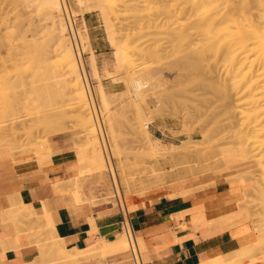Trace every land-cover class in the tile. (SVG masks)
<instances>
[{
    "label": "rangeland",
    "instance_id": "obj_1",
    "mask_svg": "<svg viewBox=\"0 0 264 264\" xmlns=\"http://www.w3.org/2000/svg\"><path fill=\"white\" fill-rule=\"evenodd\" d=\"M3 1L0 0V18H4L2 19L4 22L0 19V42L3 46H0V48L2 47L0 50V56H2V58L8 57L6 58V60L9 62H7L6 60L4 61L3 59L5 58L2 59L4 61L3 62L0 58V63H8L9 66H13L12 68L9 66L6 67L7 64H4L6 71L9 68L12 69V72L8 70L7 74L9 75L11 72L12 78H14V80L11 78L13 80V82L11 80L13 87H17L20 89L18 90L17 88H14L17 89L14 90L12 88L7 90L8 94L11 90V93L9 94V96H7H13L11 95L13 91H20L18 94L25 93L28 97L25 98L24 96L26 95L24 94V96L22 95V98L26 99L25 101H23L25 102L24 105H27V103L32 104H30L31 106L28 105L26 107L27 110H29L31 117L29 116V113L26 109L24 110V112L22 111L23 109L21 110L22 115L20 116L21 118L24 117V114L29 116V118H24H28L26 120L30 119L28 122V124H31L29 125L30 127L32 126V123H36L37 121V126L35 125V128L34 124L32 126V129L34 130V139H32V141H34L35 144L31 141L28 142L31 139L27 137V131L23 129V131H20L19 128L15 129L17 130L15 131V136H10L9 140L14 141L17 144L28 143L27 146H23V148L27 153L29 151L27 155L30 156L35 155V150L37 148H40L37 143H40L42 141L46 142L48 141L49 137L55 134L70 132L74 137V143L81 135V131L79 129L77 121L75 120V117H73V111L69 110V105V107L66 105L70 103V98L68 99V97H71V95L69 94L67 89V92H65L63 83L61 85L62 81L58 83V81H60V78L55 79L54 77L56 74H59L61 70L60 61L58 60L61 57H59V55H56V57L59 58H51L54 57V55L53 53L50 54L49 52V47L51 46L53 39L51 34L52 28L49 25L50 22L46 16L47 8H44L42 6V0H5L4 3ZM260 1L262 0H63L66 11L65 13L62 11L60 13H56L55 17L56 20H62L67 26L66 36L69 37L72 34L73 37L70 36L69 38L71 39V45L73 42L76 43L75 46L79 54V61L87 84V88L89 89L90 93L91 87L95 92V102L92 98V95L91 100L93 102L96 115L97 112L95 103L98 106L101 112L102 120L101 124L100 119L97 115V122L99 124L101 139L100 135L98 134H96L94 138L98 142V149H100L102 153L103 151L101 148L103 145L107 158L109 159V165L112 163L111 165H114L115 167L118 166L117 159L114 158L113 161H110L109 152L103 134L104 129V133L106 134L109 146L112 145L109 133V130L112 127L116 135V144L121 153L124 151L123 156L125 157H123L122 154L120 155V157H123L122 160L126 159L128 165L134 166L133 172L135 174L139 173V177L135 175V179L137 178L136 187L142 188V190L138 191L137 193L160 185L170 186L183 181H192L197 177L203 176L204 174H208L213 170L218 169L228 170L232 173H241L240 175L231 177V179H239L240 182L245 185L244 199L240 204L239 209L245 213L246 218L244 219L248 221L252 227L254 241L247 246H243L221 257L219 259L220 261L218 260L219 262H221V264H226V258L228 257L229 258L227 259V261L231 264L229 259L233 260L234 258L232 256L236 252L241 254L235 261H233L232 264H250L251 261H249V259L252 256L256 257L254 264H264V197L262 196L260 191L262 187V191H264V183L261 182L264 181V172L262 173V171L260 172L258 170L261 167H264V164H262L263 162L257 158H253L254 160L250 159L247 162H239L238 158H235V155L230 149L236 147L238 144L236 140H233L235 141V144H233V141H231L232 138L227 135L230 130V127L228 126L230 125L232 119H226L225 115L222 112L224 108L222 104L223 100L221 98V95H223L222 92L224 90H222V88L220 87L222 85V80L221 78L217 77V74L214 75L213 72L211 73L209 71V67H207L209 65H207L208 63H206L205 60L203 63L200 59H196L195 54L205 44L206 38L208 36L214 35V37L218 39L219 44V52L216 58L219 60L218 67L220 68V64H223L225 60L227 61L230 55L234 56L235 54H237L239 56V53H241V49L239 48V40L242 36H244L245 30H250L249 36L253 32H256V35L254 39H252L253 50L251 52L249 51L247 58L249 61L260 58L259 55L261 54L264 47V19H258L261 23L254 28L253 25H251V20L253 17L252 15H254L255 17L263 13L264 0L263 2ZM100 5L104 9L105 14L103 15H101L99 12ZM234 7L236 9H234ZM232 10L236 11L237 15L242 14L241 17L236 18L235 16L234 18V16H229V19L226 22H213V17H215L218 13H229V11ZM251 12L253 13L252 15H250ZM6 14H9V16H6ZM16 15H19L18 19L20 16L28 18L25 20L26 22L24 21V24L22 20H24L25 18L22 19V17V24L17 22V20L16 22L12 21L13 23H11V19L14 18L15 20V18H17ZM41 15L42 17H40ZM7 19L9 22H6ZM6 23H8L9 25ZM10 23L12 25H10ZM31 23L38 25L39 28L38 26L32 25ZM18 24H20L19 26H21L22 28L26 29L28 28L27 26H30L28 28L29 31L26 29H22L21 27L16 28ZM247 24L251 25V28L249 27L250 29L248 28ZM23 25L25 26L23 27ZM68 25L70 26L72 32H70ZM5 26H9L11 27V29L7 27L8 31H6ZM105 27H108L109 32ZM18 28L19 30H17ZM43 29H45V32L47 31V33H45ZM11 30H13L11 34L14 35L15 38L17 37L14 40H11L14 38L12 35L8 34L9 36H6L7 34H5V32L10 33ZM20 30H23V34ZM24 30L28 31V33H26L25 31V33L27 34H25L26 36L24 35ZM208 30L210 32H208ZM18 31H20L21 33ZM35 31H40V33L42 32L43 34L41 33V35L38 33V35L37 33H35ZM32 32L34 34H32ZM18 33L22 35V38L24 35V38H28L27 40L29 41H32L33 36L36 37L35 35H37L39 39L41 37L42 38L39 40V42H37V38H34L36 40H33L34 43L28 41L26 45V42L25 44H22V42H20L22 39L20 38V34V36H17ZM108 33L113 36L112 42L108 39ZM18 37L21 40L18 39ZM256 37L257 39L255 42ZM72 38H75V41ZM5 40H7V43H5ZM18 40H20L19 43ZM4 43L9 44L8 46L10 48H12L13 45H16L12 49L15 53H13L12 50H9L10 53H8L7 49L9 48L7 45H4ZM95 48L100 49L99 53L102 54L96 56ZM47 49L49 50V53L47 52ZM116 50L123 53V60L119 64L120 67L118 68L116 67L114 57V52ZM148 50H154V54H148ZM5 51L7 52L8 56H6L7 54ZM41 51H46L43 52L46 54L48 53V55L45 54L46 58L44 54L42 55ZM11 52L15 54V56L13 55L14 58L9 57ZM39 54L42 55V58L40 60L41 62L37 63V60L34 59H36L35 55L38 59ZM192 56L195 58V60ZM15 57L18 59V61L17 59L15 60ZM9 58L11 59V61L13 58L14 61L10 62V60H8ZM193 60L195 63H198L195 64L194 62H192ZM248 60L245 61L247 62ZM246 62V67L247 65H249V63L250 65L253 63V61H250L247 64ZM180 65L181 68H179ZM93 67L96 70L97 77L94 75ZM35 69L39 72H37V77L35 76V71L33 72V70ZM206 69L207 71H205ZM152 74L155 77H152L151 79L150 76H153ZM147 76H149L150 80ZM219 76L221 75L219 74ZM21 78L22 81L24 80L22 82V85L23 83H26L29 86L28 82L33 80L34 82L31 81L34 83L33 85L31 84L32 88L34 89L33 86H36L37 88L41 87V89L43 90L40 89L41 91L39 90L36 94L33 89H31V91L33 90L32 93L30 89H27L28 86L23 85V87L26 86V91H30V93H26V91L23 92L22 90H25V88H23L21 85L20 87L18 84L14 83L15 79H17V82H20L19 80H21ZM137 78L145 80V83L143 85L144 90L141 89L142 95H144V102H142V99H140L141 97L136 94L137 92L133 91L134 89L131 88L132 81ZM202 78L203 80L207 79L204 80L205 82L215 78L213 80V83L215 84L214 86L212 85V88L217 87L218 90L216 88V90H214L211 87H207L206 85H204ZM146 79L149 81V83ZM151 80L154 83H152ZM157 82L159 84H157ZM97 84H101L106 93V99L109 103L107 111H105L102 107V104L98 97ZM202 85L207 87V89ZM48 87L51 88L49 90H46L48 89ZM221 90L222 92L219 93V91ZM14 93L15 92H13V94ZM34 99L39 101L40 104L37 101L36 103H38V105L34 103ZM140 101L142 102V104L140 103ZM220 102L222 105H220ZM159 103H161V109H159V111L153 112L155 117L151 119L150 123L148 124V131L152 139H159L160 143L165 145V149L167 148V150L169 149L170 151H167V154H165L164 156L163 154L162 156L161 154H157V157L153 155L155 156L153 159L152 156H149V153L146 151L147 149H145L144 146L141 145V143V147L138 145L137 139L139 137V134L135 127H137L138 119L141 118L140 114L148 113L147 108H151L154 110V106H157V104ZM29 106L32 109L34 107L35 108L32 110ZM136 107H141L140 109L143 111L141 112V110L138 109L140 111V113H138ZM143 107L145 108L142 109ZM36 108H38L39 110ZM1 109L3 110V106L0 103V119L2 116H4V110L2 111ZM46 109L49 110L47 113H49L50 110H53V113L56 115L57 122H59L56 123L53 121L51 123L59 125L51 128L50 130H47L46 132H42V130H44L43 121L44 119L46 120V116H43V119L41 117L42 115H40L42 112L40 113V111H43V113L46 114ZM53 113L51 112V114ZM7 114L8 113L5 114V118L9 119V114ZM51 114L50 117L52 118ZM38 115L41 117V119L39 118L37 120L36 118H38ZM5 118L4 120L6 121L7 119ZM23 120L24 119H20L19 121L23 122ZM26 120H24L25 123L27 122ZM48 120L49 119L47 118V121ZM3 122H1L0 125L3 124ZM39 122L41 125H43V127L39 124ZM8 123H10L9 120L7 121V124ZM18 125V127H20V124ZM36 128H40V130L36 131ZM79 138H82L81 141L85 140L83 139V137ZM199 143L203 147L202 149ZM29 144H34L36 146V149L31 151L30 149L33 148ZM195 144L196 149L194 148ZM249 146L253 147L251 145ZM177 149L178 151H176ZM0 150L8 151L11 155L16 157H22V154L19 153L20 151L16 154H13L10 148L5 146H0ZM204 150L205 154H203L202 152ZM254 151V153L258 152L257 149ZM75 152L76 150L74 149V153ZM125 152L126 154H124ZM46 153L49 152H42L40 154H36V156ZM76 154L77 152L75 153V155ZM127 156L129 159L127 158ZM78 157L76 156V158ZM171 161H173V164L176 167L171 164ZM175 161L177 162L176 165ZM114 163H116V165ZM84 166L86 167V165ZM172 166L174 168H172ZM261 174L263 177H261ZM153 175L155 176V180L153 178ZM160 175L162 176V178ZM79 176L80 177H77L79 185L80 179L83 184V188L87 186L91 189V191L89 192V198H87V200L96 202L97 199H101L102 197L107 200L117 199L114 195L111 176L107 169L100 173H94L92 170H89L84 173H79ZM137 193L132 194V196ZM126 201L127 207L129 208V213H131L133 210H131L132 207L130 206V202L128 199ZM120 204L122 205V203ZM11 209L16 214V218H21L23 221H25L26 216L29 214V212H27L28 210H25V206H23L22 204L15 205V203H13ZM8 212L9 211H6L3 215H9ZM28 216L32 219V223L30 224V226L31 228H34V230L32 229V231L30 230L31 238H34L38 248L41 246L45 248V245H43V243L48 241V238H51L52 234H50L49 232L47 234L48 238H46L47 235H40L39 232L36 233L37 229H43V227H40L41 219H39L34 214H30ZM11 217L14 218V216ZM139 250L142 261L143 263H145L146 251L140 245ZM126 251V254L130 253L129 248ZM235 256H237V254ZM131 264H133V262Z\"/></svg>",
    "mask_w": 264,
    "mask_h": 264
},
{
    "label": "crops",
    "instance_id": "obj_2",
    "mask_svg": "<svg viewBox=\"0 0 264 264\" xmlns=\"http://www.w3.org/2000/svg\"><path fill=\"white\" fill-rule=\"evenodd\" d=\"M99 50L95 48L96 56L102 54ZM73 138L70 132L49 137L51 151L38 156L22 158L0 150V264H29L39 255L27 223L3 215L13 203L36 216H48L68 249L84 251L98 239L111 242L121 236L116 200H87L91 189L83 188L80 179L82 202L53 187L80 177L78 172L87 167L77 161ZM240 174L213 170L192 181L160 185L132 196L129 202L135 209L128 218L136 240L144 244V264H210L251 244L252 227L239 209L245 185L231 179ZM126 252L69 264H131L132 256Z\"/></svg>",
    "mask_w": 264,
    "mask_h": 264
},
{
    "label": "bare ground",
    "instance_id": "obj_3",
    "mask_svg": "<svg viewBox=\"0 0 264 264\" xmlns=\"http://www.w3.org/2000/svg\"><path fill=\"white\" fill-rule=\"evenodd\" d=\"M4 1H3V3H4ZM260 2H263V0L260 1ZM6 4H8V3H6ZM42 6L44 8H47V14H46V16H47V19H49V22H50L49 25L52 28V33L51 34H52L53 42H52L51 46L49 47L50 48L49 49L50 51L47 49V52L49 51L50 54L53 53L54 57H51V58H55L56 55H59V57H61L60 59H58L60 61V65H61L60 69L61 70H60L59 74H56L54 77H55V79H57V78L59 79L60 78V81H58V83L62 81L61 82V85L63 83V85L65 87V92L68 91L69 94L71 95V97L70 96L68 97V99L70 98L69 99L70 100V103L69 104H66V105L67 106L69 105L71 107L70 108L68 106L69 107V110L73 111V114H74L73 117H75V120L78 123L79 129L81 131V135L79 137H83V139H85L84 141H81L82 138L80 139L78 137V140H76L74 142V149L76 150V152L78 154V155L76 154V156L77 157L79 156L77 158L78 162L79 163L81 162V163H84V164L87 165L86 169H84V170H82L81 172H78V173H84V172H87L89 170H92L94 173H100V172H103L105 169H107L109 171V173H110V176H111V180H112V184H113V190H114V195L117 198L116 199V202H117L118 207L120 206L121 208H124L125 210H127L129 212V210H128L129 208L127 207V201L126 200L128 199L130 201V198H131L132 194L137 193L138 191L142 190V188H137L136 187V179L137 178L135 179V177L136 176L139 177V175H138L139 173H136L135 174L133 172L134 171L133 170V167L134 166L128 165L125 158H124L125 160H122V158L125 157V156H123V152L124 151L122 153L120 152V150H119V148H118V146L116 144L117 143L116 140H115V136L116 135H115L114 130H113L112 127L109 130L110 139L112 141V145L109 146V143H108L106 134L104 133V129H103V134H104V138H105V141H106L107 149H108V152H109L110 161L111 160L113 161L114 158L117 159V165L118 166L115 167L114 165H111L112 163L110 164L111 166L109 165V159L107 158V155L105 153V148L103 147V145H102V148H101L102 151H103L102 153H101V150L98 149V147H99L98 146V142L94 138L95 135L98 134V135H100V139H101V133H100V130H99V124L97 122V115H98V118L100 119V123L101 124H102V120H101V112H100L98 106L95 103L96 112H97V115H96L95 108H94L93 102L91 100V95H92V98H93V100L95 102V92H94V90H93L92 87L90 88L91 89V93H90L89 89L87 88V84H86V81H85V78H84V75H83V71H82V68H81V64H80V61H79V56H78L79 54H78L77 49H76V46H75L76 43L73 42L72 45H71V39L69 38L70 36H72V34L69 37L66 36L67 35V26L65 25V23L62 20H60V19L59 20H56L55 19L56 13H60L61 11L65 13V11H66L65 10V6L63 4V0H42ZM183 8H184V6H183ZM234 9H236V8L234 7ZM12 10H14V9H12ZM99 10H100L99 12H100L101 15L105 14L104 13V9L101 7V5L99 7ZM7 12H5V13H7ZM252 14L253 13L251 12L250 15H252ZM241 15L242 14H238L237 15L236 14V11L232 10V11H229V13H226V12H223V14L222 13H218L215 17H213L212 20H213V22H215V21L218 22L219 21V22L222 23V22H226L229 19L228 18L229 16L230 17H233L234 16V18L236 16V18H240ZM6 16H9V14L8 15L6 14ZM16 16H14V17H16ZM18 16H17V18H15V20H14V18L11 19L10 22L13 23L12 21L16 22V20H17V22H19L20 24H22L21 22L23 21V24H24V21L28 18V17H22L23 16L22 15L18 19ZM252 16H251L252 17L251 25H253V28H254L258 24L261 23L258 19H261V18L264 19V9H263V13L261 15L255 16V17H254V15H252ZM21 17H22V19L23 18H25V19L22 20ZM40 17H42V15ZM31 18H32V16H31ZM0 19L2 20L4 18H0ZM30 20H27V21H30ZM38 20H40V19H38ZM245 21H246V19H245ZM6 22H9L8 19H7ZM40 22H43V21H40ZM11 23H10V25H12ZM6 24H8V23H6ZM20 24H18V26H16V28L17 27H21V26H19ZM14 25H16V24H14ZM32 25H35V24H32ZM251 25H248V28ZM24 26L25 25H23V27ZM35 26H38V25H35ZM5 27H6L5 28L6 31H8L7 30V27L11 29V27H9V26H5ZM13 27H15V26H13ZM27 27L29 28L30 26H27ZM68 27L70 29V32H72L69 25H68ZM108 27H109V25H108ZM108 27H105V28H107V31L109 32ZM28 28L27 29L26 28H22V29L28 30ZM38 28H39V26H38ZM40 28H42V27H40ZM1 30H2V28H1ZM17 30H19V28ZM26 30H24V35L26 33H28V31H29V30L28 31H26ZM43 30L45 32V29H43ZM20 31L23 34V30H20ZM20 31H18V32H20ZM25 31H26V33H25ZM47 31H48V28H47ZM47 31L45 33H47ZM12 32H13V30H11L10 33L5 32V34H7L6 36H9V35H12L11 34ZM208 32H210V31L208 30ZM20 33H18V35L17 34H15V35L20 36L21 35ZM35 33L41 34L42 32L40 33V31H38V32L35 31ZM32 34H34V33L32 32ZM249 34H250V30L249 31L248 30H245L244 36H242L240 38V40H239V48L241 49V53H239V56L237 54H235L234 56L230 55L229 56V59L227 61L225 60L223 64L222 63L220 64L221 65L220 68L218 67V65H219V62L218 61L219 60L216 58L217 55H218V52H219V44H218V39L215 38L214 35L208 36L206 38L205 44L200 48V50L195 55H196V59H200L203 63H204V60H205V62L208 63L207 65H209V66H207V67H209L208 68L209 71L211 73L213 72L214 75L217 74L218 76L217 75L216 76L219 77V78H221V80H222L221 81L222 82L221 83L222 85L220 87L224 91L222 92V90H221V91H219V93L222 92V94H223V95H221L222 96L221 98L223 100L222 101L223 102L222 104H223V107L224 108H223V111L222 110L221 111L225 115V118L226 119H230V120L232 119L230 125L228 126V127H230V130L228 128L229 133H227V135H229V137L232 138L231 141L236 140V142L238 144L236 147L230 149V150H232L233 154L235 155V158L236 159L238 158L239 162H247L250 159L257 158V159H259V160H261L263 162L262 164H264V47L262 49L261 54L259 55L260 58H256L254 60H250V61H253V63L251 65L249 63L250 66L247 65V67H246L245 66V62H246L245 60H248L247 56H248L249 51L251 52L253 50V48H252V46H253L252 39H254V37L256 35V32H253L250 36H249ZM24 35H23V38L27 34L25 36ZM12 36L14 37V35H12ZM30 36H32V35H30ZM35 36L36 37L33 36L32 41H29V40H27L28 38H24L23 39L22 38V35H21L20 38L23 41L24 40H27V41H24L23 42L18 37V39L21 40V41L18 40V43H19V41L22 42V44H25V42H26V45H27V42L28 41L34 43V41H36L35 39L37 38V42H39V40L42 38L41 36H39V37H41L39 39L37 35H35ZM16 38L14 37L11 40H14ZM72 39L74 40L75 38H72ZM108 39L112 42L113 41V36L111 34H109L108 35ZM256 39H257V37L255 38V42H256ZM11 40H10V42H11ZM5 41L4 42L7 43V40H5ZM5 43H4V45H7V46L9 45V44H5ZM0 46H2L1 45V42H0ZM14 46H16V45H13V47ZM71 46H72V48H71ZM13 47L10 48L8 46V48H9V49H7L8 53H10L9 50L11 51L13 49ZM1 48H0V50H1ZM29 48H31V47H29ZM116 48H117V46H116ZM12 51H13V53H15L14 50H12ZM43 52H46V51H43ZM43 52H42V55L43 54L45 55L46 53H43ZM13 53L11 52V54H10L11 56L9 55L10 58L13 57V55L15 56V54H13ZM48 53L46 55H48ZM147 53L148 54H154V50H148ZM0 54H1V52H0ZM6 54H7V52H6ZM227 54H229V53H227ZM30 55H31V53H30ZM39 55H38V57H39L38 59H37V56L35 55V58L36 59H34V60H37V63H40L41 62L40 60L42 58L41 57L42 55H40V56ZM46 55H45V58H46ZM53 55H51V56H53ZM6 56H8V54ZM59 57H56V58H59ZM114 57H115L116 67L118 68V67H120L119 64L123 60V53H121V51L116 50L114 52ZM0 58L2 60L5 57L2 58V56H0ZM6 58H8V57H6ZM6 58L3 59V60L5 61ZM10 58L8 60H10V62H13L14 61V59H13L14 57L12 58V61H11ZM16 59L17 58L15 57V60ZM194 60H195V58H194ZM194 60L192 62H194ZM17 61H18V59H17ZM250 61L248 60L246 62V64L248 62H250ZM3 62L0 63V103L3 106V110H4V113H3L4 116H2V117L5 118V116H6L5 114L8 113L9 115L8 114L7 115L9 117V119L5 118V119H7L5 121L4 118L1 117L0 120H1V122H3V120H4L3 124L4 123L7 124V121L8 120L10 121V123H8L7 125L6 124H4V125L1 124L2 126L0 125V146H5V147L10 148V150L12 151L13 154H16L17 152L20 151L19 153L22 154V158H25L27 156H30V155H27L29 153V151L27 153L24 150V148H23V146H27L28 143H25V144H23V143L22 144H17L16 142L9 140V137L10 136H15V134H16L15 131H17L15 129L19 128L20 131L22 129L27 131V137L29 139H31L28 142L31 141L33 143L34 141H32V139H34L33 138V134H34L33 132H34V130L32 129L33 128L32 126L34 124V128H35L37 126V124H36L37 121H36V123H32V126L30 127L29 125H31V124H28V122H29L30 119L29 120H26L31 115L29 113V110H27L26 107L28 105H30L31 103H29V104L27 103V105H24L25 102H23V101H25L26 99H23L22 98V95L24 96L25 93L18 94L20 91L16 92V91H13L12 90L15 93L13 94V92H12L11 95H13V96L10 95L11 97H8L9 94L11 93V90H10L9 94L7 93L8 92L7 90L12 89V88L14 89V88H17V87H13V84H12L14 78H12V74H11V72H12L11 70L12 69H10L9 67L12 68L13 66H9L8 63H3ZM7 62H9V61H7ZM188 63H189V61H188ZM197 63L198 62H196L195 64H197ZM4 64H7L6 67L9 66L8 67L9 68L8 70L11 71L10 74H9L10 77L7 74V71L8 70L6 71V68H5V65ZM200 64H201V62H200ZM205 66H206V64H205ZM179 68H181V65L179 66ZM93 71H94V75L97 77V73H96V70H95L94 67H93ZM205 71H207V69ZM33 72L35 73V76L37 77L38 76V73H39L38 70L35 69V70H33ZM218 73L221 76H219ZM150 75H151V73H150ZM147 77L149 79V76H147ZM152 77H155V76L154 75L153 76H150L151 79H152ZM214 79L215 78H213L210 81L213 83V80ZM11 80H12V82H11ZM202 80H203V78H202ZM204 80H207V79H204ZM204 80H203V82H204L203 84L206 85L207 87H211L212 88V85L214 86V84H215V83L212 84L210 81H206L205 82ZM19 81L20 82H17V79H15V82L14 83L18 84L19 86L21 85L22 87H23V85L28 86V84H26V83H23V85H22V82L24 81V80L22 81V78ZM31 81H33V80H31ZM151 81H150V83H151ZM25 82H27V81H25ZM30 82H28L29 83V86L27 87V89H30V91H31V89H33L32 88V85L34 84L33 83L34 81L31 82V83ZM144 83H145V80L139 79V78L134 79L132 81V83H131L132 84L131 85L132 86L131 88L134 89L133 91H136L137 92L136 94L139 97H141L140 99H142L141 100L142 102H144L143 101V99H144L143 96L144 95H142L141 89L144 90V87H143ZM148 83H149V81H148ZM152 83H154V82L152 81ZM157 84H159V83L157 82ZM30 85H31V87H30ZM204 85H202V86H204ZM216 85H217V83H216ZM25 87H23V88H25ZM33 87H34L33 90H34V92H36V94L41 89V87L40 88L38 87L39 89L36 86H33ZM207 87H205V88L207 89ZM35 88L38 89V90H36ZM45 88H47V87H45ZM50 88L51 87H48V89H46V90H49ZM145 88H147V87H145ZM215 88L217 89V87H213L212 89L216 90ZM17 89L20 90L19 88H17ZM17 89H14V90H17ZM66 89H67V91H66ZM41 90H43V89H41ZM52 90H54V89H52ZM22 91L23 92L26 91V88H25V90L23 89ZM30 91L29 92L26 91V93L27 92L30 93ZM97 93H98V97L100 99V102L102 104V107L104 108L105 111H107L108 110L109 103H108V100L106 99V93H105V91H104V89H103V87H102L101 84H97ZM66 94H68V93H66ZM217 94H218V92H217ZM32 95H34V94H32ZM51 96H52V94H51ZM24 97L26 98L28 96L26 95ZM139 97H138V99H139ZM218 97H219V95H218ZM32 98H34V97H32ZM50 100H52V99H50ZM168 100H170V99H168ZM36 101L37 100H35L34 103H36ZM59 101H61V100H59ZM141 101H140V103L142 104ZM37 102H39V101H37ZM36 104L38 105V103H36ZM39 104H40V102H39ZM160 104L161 103L157 104V106L155 105L154 106V110L151 109V108H149V109L147 108V110H148L147 112L148 113H146L144 111L149 116L146 115V114H144V113L143 114L141 113L140 114L141 115V118L138 119L137 127H135L136 130L138 131V134H139V137L137 136L138 137V139H137L138 145L140 146V143H141V145L144 146L145 149H147L146 151L149 153V156H152L153 159H154L155 156L157 157V154H159V155L161 154V156L163 154V156H164L165 154H167V151H170L169 149L167 150V148L165 149V145L161 144L160 141H159V139H157V138L152 139L151 136H150V133L148 131V124L150 123L151 119H153L155 117V115L153 114V112L159 111V109H161ZM222 104L220 102V105H222ZM136 108H137V110L138 109L141 110L140 109L141 107H136ZM144 108L145 107H143L142 109H144ZM25 109L29 113V116H27V115L24 114V117H28L26 119L24 117L21 118V116H20V115H22V111L24 112ZM30 109H32V108L30 107ZM36 109H38V108H36ZM139 110H138V113H140ZM5 111H6V113H5ZM43 111H44V109H43ZM43 111H40V113L41 112L43 113ZM48 111L49 110L45 111L46 114L43 113L45 115H43L42 113L41 114L40 113H37V114L42 115L41 116L42 118H43V116H46L45 117L46 120L43 118L44 119V121H43L44 122V130H42V132L43 131L46 132L47 130H50L51 128H54L57 125H59V124H52L51 123L53 121L56 122V123H59V122H57L56 115L53 113V110L52 111L50 110V112L47 113ZM142 111L143 110H141V112ZM37 112H39V111H37ZM51 112L53 114H51ZM35 113H36V111H35ZM50 114H51L52 118L50 117ZM33 115H35V114H33ZM35 117H37V116H35ZM41 117L38 115V118H36V119L37 120L39 118L41 119ZM49 117L51 118V120H50ZM19 118L21 120L22 119L26 120L27 121L26 123H27V125L29 127L26 125V123L24 122V120H23L24 123L21 122V121H19L20 120ZM47 118L49 119L48 121H47ZM224 120H223V122H224ZM18 124H20V127H18L19 126ZM39 124H40V122H39ZM40 125H38V126H40ZM41 126L43 127V125H41ZM38 130H40V128H36V131H38ZM223 133H225V132H223ZM234 142L235 141H233L232 143L235 144ZM229 143H231V142H229ZM34 144H35V142H34ZM34 144H29L33 148V149H30L31 151H33L34 149H36L35 148L36 146ZM37 144L40 146V148H37L35 150V152H34L35 155L36 154H40L42 152H49V151H51L50 148H49V146H48V142L47 141L46 142L42 141V142L37 143ZM196 144H195V147H194L195 149H196ZM199 145H200V143H199ZM249 145H251L253 147H250ZM202 148L203 147L201 146V149ZM178 149L176 151H178ZM256 149L258 150V152L257 153H254L255 152L254 150H256ZM202 152H203V154H205L204 153L205 150L202 151ZM121 154L123 156L122 158L120 157ZM124 154H126V152ZM153 155H155V156H153ZM152 157H151V159H152ZM127 158H128V156H127ZM173 161H171L172 162L171 164L174 166ZM176 161H175V165L177 164ZM114 164L116 165V163H114ZM156 166H157V164H156ZM173 166H172V168L176 167V166H174V167ZM258 170L260 172L262 171V173H263L264 172V167H261ZM143 173H142V175H143ZM157 176H158V174H157ZM261 177H263L262 174H261ZM261 177H260V179H261ZM153 178L155 180V176ZM161 178H162V176H161ZM261 182L264 183V181H261ZM138 183H140V182H138ZM53 187H54L55 190H57V191L58 190H61L64 193H66V191H69L70 193H72V195L74 196V198L77 201H81V198H83V197H81V195L83 196V194H81V191L82 190H81V186L78 183L77 177H74V178H72V179H70V180H68V181H66L64 183H61V184L56 183V184L53 185ZM262 188H261L260 191H261L262 196L264 197V191H262ZM257 190H258V188H257ZM82 200H84V199H82ZM120 203H122V205L124 207ZM130 206L132 207L131 210H134L135 209V207L133 205L130 204ZM25 210H28V209L25 207ZM8 211H9L8 212L9 215L14 216V218H16V214L14 213V211L11 208H9ZM27 212H29L28 215H30V214L33 215L32 212H30V211H27ZM28 215L26 216L25 223H27V226H29V230L28 231H30V230L32 231V229L34 230V228H31V226H30V224L32 223V219ZM37 217L39 219H41V221H40V225L41 226L40 227H43V229H40V230L37 229L36 230V233L39 232L40 235H45L46 236L50 232V234H52V237L51 238H48V235L46 236V238H48L49 240L43 243V245H45V248L43 246L39 247L38 248L39 249L38 258L37 259H34L29 264H47V263H50V264H52V263L53 264H69V263H72V262H76L78 260L80 261V259L81 260H83V259L86 260L87 258L89 259V257L90 258L91 257L93 258L94 256H103V257H105V256H108V255L123 253L128 248L129 249H131V248L133 249L134 246L137 248V250H139V245L140 246H142V245L144 246V244H142V241H140L139 239L136 240V238L133 237L132 232L129 231L128 228H125V230H122L123 233H121V236L117 240H115V241L109 242V241H107L105 239H98L92 246L88 247L84 251H77V250H74V249H68L62 243V240L59 239V238H57V235H55V230H54V227H53V225H52L49 217L48 216H41V217L37 216ZM262 220H263V218H262ZM19 233H20V231H19ZM132 242H134V246H133V243ZM236 254H237V256H235ZM240 254L241 253L236 252L232 256L234 259L233 258H232L233 260H230L229 259V261L231 262V264L233 263V261H235L240 256ZM220 258L214 259V260L210 261L209 263L210 264H221V262H219L220 261L219 260ZM228 258H226V264H230L227 261ZM255 258H256L255 256H252L249 259V261H251L250 264H254Z\"/></svg>",
    "mask_w": 264,
    "mask_h": 264
},
{
    "label": "built area",
    "instance_id": "obj_4",
    "mask_svg": "<svg viewBox=\"0 0 264 264\" xmlns=\"http://www.w3.org/2000/svg\"><path fill=\"white\" fill-rule=\"evenodd\" d=\"M119 209H120L121 217H122L121 223H120L121 229L125 230V228H128L129 231L132 232L133 237H135L133 230H132L131 223H130L129 218H128L129 212L127 210H125L124 208H121L120 206H119ZM132 243L134 246V242H132ZM129 252L132 256L133 264H144L142 261L141 255H140V251L137 250V248L135 246L133 247V249L132 248L129 249Z\"/></svg>",
    "mask_w": 264,
    "mask_h": 264
}]
</instances>
